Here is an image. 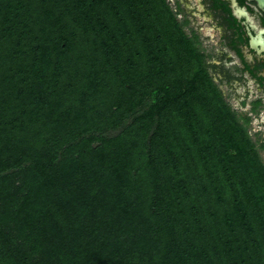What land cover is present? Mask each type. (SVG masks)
<instances>
[{
  "label": "trees",
  "instance_id": "1",
  "mask_svg": "<svg viewBox=\"0 0 264 264\" xmlns=\"http://www.w3.org/2000/svg\"><path fill=\"white\" fill-rule=\"evenodd\" d=\"M219 101L165 0H0V264H264Z\"/></svg>",
  "mask_w": 264,
  "mask_h": 264
},
{
  "label": "flooded vegetation",
  "instance_id": "2",
  "mask_svg": "<svg viewBox=\"0 0 264 264\" xmlns=\"http://www.w3.org/2000/svg\"><path fill=\"white\" fill-rule=\"evenodd\" d=\"M173 5L201 54L219 103H238L246 129L255 124L253 135L264 150V75H256L241 53L243 38L231 10L224 0H173Z\"/></svg>",
  "mask_w": 264,
  "mask_h": 264
},
{
  "label": "water",
  "instance_id": "3",
  "mask_svg": "<svg viewBox=\"0 0 264 264\" xmlns=\"http://www.w3.org/2000/svg\"><path fill=\"white\" fill-rule=\"evenodd\" d=\"M243 41L241 53L256 75H264V0H224Z\"/></svg>",
  "mask_w": 264,
  "mask_h": 264
},
{
  "label": "rangeland",
  "instance_id": "4",
  "mask_svg": "<svg viewBox=\"0 0 264 264\" xmlns=\"http://www.w3.org/2000/svg\"><path fill=\"white\" fill-rule=\"evenodd\" d=\"M165 1H166L167 5H168L169 9L174 13L176 7L173 5V0H165ZM175 16H176L178 22L181 23L180 22L181 17L179 15H175ZM181 27L184 30V32L187 33L185 25L181 23ZM204 30H203V34L206 33V32H204ZM147 99H148V97H144L142 103H150V102H146ZM227 104L235 112V115L238 116L239 118H241L242 115L245 113L244 110L242 108H240V106L238 107V103H227ZM256 128L257 127L253 123H250V125L247 126V130L249 132L248 135L251 138V140L254 142L255 146L258 148L259 147V141H257L255 139L256 136L253 135L254 130ZM258 153H259V156H260L261 160L264 162V150H261L260 148H258Z\"/></svg>",
  "mask_w": 264,
  "mask_h": 264
}]
</instances>
